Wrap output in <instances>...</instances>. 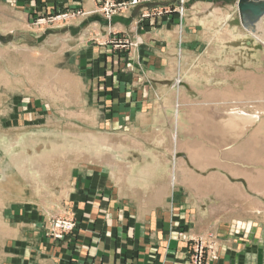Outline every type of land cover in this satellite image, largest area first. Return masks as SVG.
Instances as JSON below:
<instances>
[{
	"label": "crops",
	"instance_id": "1",
	"mask_svg": "<svg viewBox=\"0 0 264 264\" xmlns=\"http://www.w3.org/2000/svg\"><path fill=\"white\" fill-rule=\"evenodd\" d=\"M204 6L197 4L195 9L204 10ZM196 12L190 22L200 26L202 40L207 43L208 33L199 19H194L203 14L197 16ZM118 24L113 28L121 30ZM103 25L102 33L107 30ZM167 34L171 48L162 50V57L158 55L162 60L153 69L158 78L173 76V71H177L174 63L179 51L172 50L176 38ZM12 49L11 44H0V52L10 53ZM27 49L21 48L23 52ZM240 52L249 64L257 63L255 49ZM218 54L209 50L197 62L182 63L171 89H167L169 86L152 93L150 87L152 95L145 101L149 108L143 114L139 111L137 124L130 123V129L120 130L116 141L106 130L103 134L95 130L75 132L74 136L63 133L75 139L86 137L88 143L101 144L102 148L96 155L82 151L68 163L53 162L37 180H25L28 185L33 181L38 189L45 185L58 187L59 192L52 195L57 201L77 202L73 209L78 219L85 222L71 243L44 238L40 228L29 230V238L24 236L22 240L26 250L22 249L21 254L29 258L23 264H136L128 262L122 248L127 251L131 245H138L143 249L148 244L156 247L163 240L170 250L165 254L158 247L162 256H154L152 252L144 256L141 264H150L152 259L154 264H172L174 250H185L191 239L203 234L206 225L213 229L215 237L230 235L239 211L264 206V75H258L256 80L255 65L247 68L248 61L245 66L238 63L218 66L210 60ZM167 56L169 67L162 65ZM181 59L176 58V62ZM206 59L209 61L202 62ZM219 73L218 82L213 83ZM180 79L186 86L178 88ZM164 81L167 85L171 83L169 78L156 83ZM78 84L74 89L78 90ZM57 135L62 134L52 132L46 138ZM25 138L45 137L22 136L18 144ZM122 164L134 167L140 175L134 184L126 179ZM15 177L11 185L22 186L23 193L6 191L9 200L31 204L36 199L27 196L28 187ZM2 187L3 181L0 188L5 191ZM131 235L133 241L131 238L127 241L126 236ZM219 244L216 247L226 251L213 264H231L237 251L245 248L234 238Z\"/></svg>",
	"mask_w": 264,
	"mask_h": 264
},
{
	"label": "rangeland",
	"instance_id": "2",
	"mask_svg": "<svg viewBox=\"0 0 264 264\" xmlns=\"http://www.w3.org/2000/svg\"><path fill=\"white\" fill-rule=\"evenodd\" d=\"M197 4H205V9L196 10ZM213 9L227 12L226 28L245 33L226 40L221 55L211 56L215 58L213 63L219 66L238 62L245 66L248 60L240 49H255L257 63L248 61L246 67L255 65L257 80L258 75H264V46L241 27L236 0H0V44L14 45L13 52H0V167L7 165L8 150L21 152L17 140L22 136L46 138L52 132L74 136L75 132L106 130L116 141V134L130 129V123L136 125L137 113L143 114L149 108L148 101L145 103L148 96L160 88L175 87L180 74L175 72L182 63L197 62L199 57H206L205 52L215 51L217 42L205 43L200 26L190 22L194 12L201 16ZM12 20H16L14 26L10 25ZM103 23L107 27L104 33ZM116 23L121 24L117 25L121 30L113 28ZM8 24L11 27L5 28ZM167 33L176 38L172 50L179 51L174 63L177 71H173V76L158 78L153 72L162 60L158 55L162 57V50L171 48ZM23 46L28 47L25 52L21 50ZM180 56L182 61L176 62ZM168 58L163 59L162 65L168 66ZM220 74L213 83L218 82ZM167 78L171 80L169 85L166 81L156 83ZM74 79L79 83L78 90L72 88ZM15 178L28 187L27 196L36 200L31 204L9 200L0 188V264L28 262V256L21 253L26 250L22 240L24 236L29 238V230L40 228L44 238L71 243L85 222L78 219L73 209L77 202L57 201L52 195L59 192L58 187L45 185L38 189L33 181L28 185L20 176ZM261 208L256 205L249 212L239 211L233 219L229 234L245 248L233 254L238 262L233 259L231 264H264ZM208 227L209 224L203 228L201 236L191 239L185 250H174L173 263L213 264L224 256L226 250L216 245L229 241L230 235L215 237ZM130 238L133 241L134 236H126L127 241ZM163 242L143 249L130 244V250L122 251L129 263L141 264L144 256L152 252L161 257L160 248L166 254L170 248ZM15 257H19L17 261ZM154 263L152 259L150 264Z\"/></svg>",
	"mask_w": 264,
	"mask_h": 264
},
{
	"label": "bare ground",
	"instance_id": "3",
	"mask_svg": "<svg viewBox=\"0 0 264 264\" xmlns=\"http://www.w3.org/2000/svg\"><path fill=\"white\" fill-rule=\"evenodd\" d=\"M226 17H227V12L226 11L222 12L220 10H215V12L205 13L199 18L194 17V19H199V21L203 25L204 30L208 33L207 43L209 42V44L211 43L214 44L213 43L214 41L217 42L215 45V51L219 53L218 56L223 52L225 48L223 44H225L226 40L236 39L237 36L240 37L242 35V33L240 32L236 33V30L232 28H226V26H224ZM13 22H16V20L14 21L12 20V23H10V25H14L15 23ZM254 39L256 41H259L256 38ZM261 44L264 46L263 42H261ZM12 46L14 47V45ZM63 56H66V54H63ZM214 59L215 58H211L210 60L212 61ZM207 61H209V59L202 60V62H207ZM61 62H63L65 65V62L63 60H61ZM76 84H78V82L74 79L71 83L72 88L76 87ZM177 86L178 88L184 87L186 86V84L182 79H180V81L177 83ZM87 140L88 139L86 137L81 139H75V138L67 137L65 134L57 135L52 138L22 139V141L19 142L17 146L18 148L21 147L22 149L21 152L15 154V152H13L11 149L8 150L7 152L8 153L7 158L9 159L6 160L7 165L5 166L3 165L2 168L3 183L5 184V187L2 188L5 189V192L7 191V192H11L12 194H21L23 193L22 186L13 185V184L11 185L16 175L24 179H27L29 181L35 179L37 180L39 176L43 175L47 171L46 168L50 167V164L53 162L59 161L61 163H68L70 162L71 157L74 158L76 154L78 155V153H81L82 151H86L96 155L95 152L100 150V148H102L101 144L88 143L89 141L87 142ZM38 145L40 146V149H37ZM117 155H118L117 153H114L113 156L117 157ZM123 169L125 171L126 174L125 177L128 180V182L134 184L137 181L136 176H140V175H137L134 167H128L124 164Z\"/></svg>",
	"mask_w": 264,
	"mask_h": 264
},
{
	"label": "water",
	"instance_id": "4",
	"mask_svg": "<svg viewBox=\"0 0 264 264\" xmlns=\"http://www.w3.org/2000/svg\"><path fill=\"white\" fill-rule=\"evenodd\" d=\"M241 27L264 43V0H236Z\"/></svg>",
	"mask_w": 264,
	"mask_h": 264
}]
</instances>
